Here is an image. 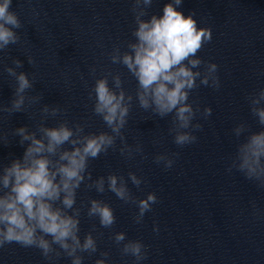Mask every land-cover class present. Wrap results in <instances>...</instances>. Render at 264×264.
<instances>
[{"label": "water", "instance_id": "95a60500", "mask_svg": "<svg viewBox=\"0 0 264 264\" xmlns=\"http://www.w3.org/2000/svg\"><path fill=\"white\" fill-rule=\"evenodd\" d=\"M167 2L153 0L149 14L162 15ZM130 9L131 0H12L11 10L18 13L23 27L16 30L20 42L0 52V104L10 106L13 98L15 79L4 71L14 67L13 59L22 62L17 71L28 73L34 81L27 95L43 98L32 105L26 102L24 112H0V136L6 134L9 141L7 145L0 142V163L22 157L27 145L19 143L14 130L21 126L35 130L44 104L62 110L47 120L48 126L67 120L70 124L86 123V132L108 130L102 119L93 115L89 92L96 78L111 71L122 74L123 87L135 96V78L109 59L114 46L124 45L122 50H126V42L134 39ZM178 10L185 16L194 14L198 27L212 29L211 42L197 55L219 66L221 86L214 90L201 85L190 96L194 106L198 104L201 110L211 107L212 114L207 119L198 115L194 123L199 122L202 128L195 132L197 142L179 148L168 133L171 116L153 117L133 101L124 134L130 145H143L147 159L137 155L127 160L110 150L92 160L89 170L93 179L109 172L127 179L129 171L135 172L145 182L137 189L129 181L133 194L144 198L155 192L158 202L145 214L143 223L136 224L133 217L138 209L134 204H124L111 192L98 194L81 185L77 194V206L85 205L81 238L93 226V235L103 233L99 251L91 257L85 254L83 264H94L101 251L109 252V264H134V258L121 256L111 239L120 231L127 239H139L147 246L148 257L141 264H264V189L235 169L226 171L238 143L232 133L234 126L246 121L252 131L260 130L246 96L264 88V0H182ZM28 57L35 63L30 65ZM93 67L94 75L90 73ZM175 152L180 155L171 169L154 163L155 155ZM90 198L103 199L112 206L116 223L111 229L101 228L98 220L87 217ZM0 264L49 262L38 249L11 244L0 249ZM56 264L71 261L62 256Z\"/></svg>", "mask_w": 264, "mask_h": 264}, {"label": "clouds", "instance_id": "9594fccd", "mask_svg": "<svg viewBox=\"0 0 264 264\" xmlns=\"http://www.w3.org/2000/svg\"><path fill=\"white\" fill-rule=\"evenodd\" d=\"M152 4L153 0H131L130 11L135 23L131 35L134 39L126 42V50H122L124 45H116L109 53L112 64L123 65L135 78V96L123 87L122 74L111 71L96 78L89 92V99L93 101L92 113L102 119L107 131L86 132V123L70 124L67 120L48 126L47 120L62 111L58 106L48 104L41 107L35 130H29L28 126L14 130L15 136L20 138L19 143L27 146L22 157L12 159L8 164L0 163V249L11 244L38 249L49 264H56L62 256L70 258L71 264H83L85 254L89 257L96 254L103 233L93 235L96 231L93 226L83 238L80 235L81 213L85 208L83 202L77 206L81 185L98 194L111 192L124 204H134L138 212L133 221L143 223L145 214L152 211L158 197L155 192H148L144 198L133 194L128 183L130 181L139 189L145 182L142 176L129 171L126 179L109 172L107 176L93 179L89 170L92 160L107 155L110 150L118 151L127 160H133L137 155L147 159L143 145L139 142L130 145L124 134L134 100L140 109L150 112L153 117L171 116L168 133L177 147L197 142L195 132L201 130L202 125L194 121L198 115L207 119L212 108L201 110L198 104L194 106L190 101V96L201 85L214 90L221 86L219 66L205 62L197 55L211 42L212 29L198 27L194 14L185 16L178 10L182 0H168L162 15L149 14ZM11 5L12 0H0V52L21 40L16 30L23 25ZM12 63L14 67H5L4 71L15 79L13 98L10 106L0 104V112L9 115L24 112L26 102L32 105L43 98L40 94L27 95L34 81L28 73L17 71L22 67L19 59H13ZM28 63L35 62L28 57ZM95 71L94 67L90 69L93 75ZM246 100L260 130L252 131L246 121L234 126L232 133L238 143L226 171L231 173L235 169L264 189V88L249 93ZM0 142L9 143L6 134L0 136ZM179 155V152L159 153L155 155L154 163L168 170ZM86 215L98 220L104 229H111L116 223L114 209L103 199L90 198ZM153 231L158 233V226H154ZM111 239L119 247L121 256L134 258V264L147 259L148 249L141 240L127 239L123 231L115 232ZM109 255V252L101 251L94 264H109Z\"/></svg>", "mask_w": 264, "mask_h": 264}]
</instances>
